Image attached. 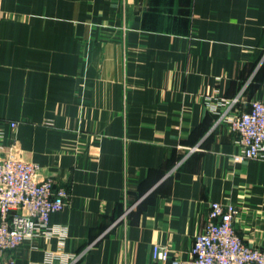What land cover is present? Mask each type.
Instances as JSON below:
<instances>
[{
  "label": "crops",
  "instance_id": "obj_1",
  "mask_svg": "<svg viewBox=\"0 0 264 264\" xmlns=\"http://www.w3.org/2000/svg\"><path fill=\"white\" fill-rule=\"evenodd\" d=\"M238 94L264 102V0H0L2 142L68 192L4 263L169 264L212 202L264 249V151L234 162L217 120Z\"/></svg>",
  "mask_w": 264,
  "mask_h": 264
},
{
  "label": "built area",
  "instance_id": "obj_2",
  "mask_svg": "<svg viewBox=\"0 0 264 264\" xmlns=\"http://www.w3.org/2000/svg\"><path fill=\"white\" fill-rule=\"evenodd\" d=\"M239 97L232 98L222 112L213 107L217 120H224L236 135L238 152L232 156L236 163L264 151V102L253 100L248 109H234ZM17 124L10 121L11 132ZM1 138L0 134V264H5L7 251L49 230L50 216L63 209L68 192L52 178H40L38 166L19 157L14 144H4ZM236 213L231 203L212 202L189 257L171 255L165 246L154 244L152 259L169 264H264V249L246 244L238 234Z\"/></svg>",
  "mask_w": 264,
  "mask_h": 264
}]
</instances>
